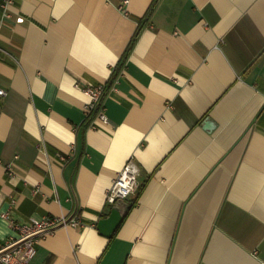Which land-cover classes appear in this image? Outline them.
Returning <instances> with one entry per match:
<instances>
[{
	"label": "crops",
	"instance_id": "1",
	"mask_svg": "<svg viewBox=\"0 0 264 264\" xmlns=\"http://www.w3.org/2000/svg\"><path fill=\"white\" fill-rule=\"evenodd\" d=\"M5 1L0 244L10 220L76 215L32 264H264V0ZM100 84L109 124L85 108ZM128 160L138 186L106 238Z\"/></svg>",
	"mask_w": 264,
	"mask_h": 264
},
{
	"label": "built area",
	"instance_id": "2",
	"mask_svg": "<svg viewBox=\"0 0 264 264\" xmlns=\"http://www.w3.org/2000/svg\"><path fill=\"white\" fill-rule=\"evenodd\" d=\"M126 2L124 1V3ZM9 4H11V0H6L3 3L4 16L7 15L6 10ZM81 90L89 98V102L85 107L86 111L92 113L97 110L96 118L103 124H109L101 103L105 86L102 84L94 87L86 86L81 87ZM4 96H6V91L0 87V97ZM9 168L8 166V170ZM138 175V168L132 160H128L117 172L106 192L107 204L113 206L116 203L115 201L125 200L133 194L138 186ZM1 215L9 219L8 213H2ZM9 223L15 232V236L8 237L0 244V264H32L36 254L35 245L42 237L55 232L59 228L80 226L81 220L76 215L72 217L44 216L42 218H32L24 223L12 220Z\"/></svg>",
	"mask_w": 264,
	"mask_h": 264
},
{
	"label": "water",
	"instance_id": "3",
	"mask_svg": "<svg viewBox=\"0 0 264 264\" xmlns=\"http://www.w3.org/2000/svg\"><path fill=\"white\" fill-rule=\"evenodd\" d=\"M116 203L111 207L109 215L105 218L99 219L96 228L98 232L106 237L111 238L123 220V213L121 206L124 204V200L115 201Z\"/></svg>",
	"mask_w": 264,
	"mask_h": 264
},
{
	"label": "trees",
	"instance_id": "4",
	"mask_svg": "<svg viewBox=\"0 0 264 264\" xmlns=\"http://www.w3.org/2000/svg\"><path fill=\"white\" fill-rule=\"evenodd\" d=\"M142 27H143V24L139 23V26H138L137 30L135 31L134 36L131 38V41H130L127 49L125 50V53H124L123 57L121 58L118 66L116 67V69L113 71L112 78H114L117 75L118 71L120 70V67H121L122 63L124 62V59L128 56L129 52L131 51V49L133 48L134 44L136 43V41H137V39H138V37H139V35L141 33ZM96 113H97V110H94L90 114V116H88V117H93V116L96 115Z\"/></svg>",
	"mask_w": 264,
	"mask_h": 264
}]
</instances>
